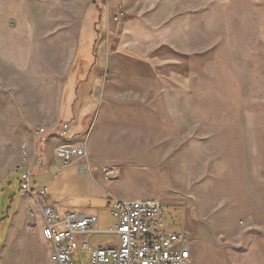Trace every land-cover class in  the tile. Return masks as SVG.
<instances>
[{
  "label": "rangeland",
  "instance_id": "rangeland-1",
  "mask_svg": "<svg viewBox=\"0 0 264 264\" xmlns=\"http://www.w3.org/2000/svg\"><path fill=\"white\" fill-rule=\"evenodd\" d=\"M101 5L125 49L108 51L99 27L90 46L98 52L90 50L73 69L76 79L90 65L91 78L103 81L88 130L76 138L87 145L79 168L89 170L78 173L75 162L59 170L34 135L45 124L24 120L25 109L37 115L30 106L37 103L33 88L53 82L39 63L47 43L33 40L21 67L0 70V264H49L47 243L36 233L43 220L39 201L60 218L66 212L94 215L96 228L106 230L113 221L109 200L144 198L161 202L168 230L187 232L190 264H264V0ZM7 19L13 27L15 18ZM137 50L162 56L159 66L168 76L132 78ZM115 59L125 77L110 76ZM23 145L37 154L32 179L47 187L31 203L21 202L19 191ZM22 222L19 240L10 243L8 232L16 224L22 229ZM114 241L99 233L88 242ZM75 251L76 262L87 256Z\"/></svg>",
  "mask_w": 264,
  "mask_h": 264
},
{
  "label": "crops",
  "instance_id": "crops-1",
  "mask_svg": "<svg viewBox=\"0 0 264 264\" xmlns=\"http://www.w3.org/2000/svg\"><path fill=\"white\" fill-rule=\"evenodd\" d=\"M45 1L0 0V70L6 73L9 65L21 67L25 59L29 58L30 43L33 40L40 38L41 41L47 43L39 57V63L43 68L46 67L48 75L51 74L53 77V82L33 88L37 91L35 94L37 103L30 106L32 109L36 107L37 115L28 114L32 110L25 109L24 120L45 124L48 133L47 140L40 148L45 156L53 157L54 161L53 154L57 146L83 143L82 140H76V138L80 136L79 132L88 130L86 124L95 114L102 96L103 81L101 78H91L94 73L90 65L80 71L76 79L73 77V69L77 61L90 58L89 53L92 49L94 53L98 52L90 46L94 45L92 40L99 34V27L102 29L104 39H102V44L106 43L108 51L110 49L119 51L125 48L121 42L117 43L114 39L116 37L115 24L107 17L106 10L101 9L102 0H51L48 2L50 7H40V4L45 5ZM115 2L111 8H117ZM35 3L38 7H35ZM9 16H13L16 20L13 27L8 24ZM103 48L104 46L100 48L101 53L99 52L102 56ZM81 51L84 55H81ZM133 57L131 65H134L132 67L134 74L130 75L132 78L158 80L160 75L168 76V71L163 69L165 66H159L158 59L162 56L158 53L145 55L137 50ZM120 60H114L115 71H112L110 76H126L119 71ZM98 74L100 75V72ZM62 76H66L65 82H62ZM62 123H70L71 139L60 134V129L57 127ZM75 163L78 173H84L85 171L79 168L80 163L78 161ZM50 167L52 166L49 165L48 168ZM22 197L21 202L31 203L35 200L33 192L26 193ZM31 215V210H27L29 219ZM21 216L22 212L14 219L19 220ZM44 224L43 218L36 233L41 240L46 242L42 236ZM16 225L8 232L7 240L10 243L17 242L25 229L23 222L22 229Z\"/></svg>",
  "mask_w": 264,
  "mask_h": 264
},
{
  "label": "built area",
  "instance_id": "built-area-1",
  "mask_svg": "<svg viewBox=\"0 0 264 264\" xmlns=\"http://www.w3.org/2000/svg\"><path fill=\"white\" fill-rule=\"evenodd\" d=\"M118 15V11L115 12ZM60 134L70 132V125L62 123ZM47 130L37 126L34 135L39 142L47 140ZM54 164L59 170L87 156L86 146L61 144L54 150ZM21 195L33 192L41 198L47 187L32 179V170L38 162L37 154L23 145L20 155ZM89 170L90 166L82 165ZM111 174V170L103 169ZM113 221L106 230L96 228L98 218L82 212H66L61 218L53 206L43 205L45 224L42 236L49 246V264H190L191 252L186 231L168 230L163 222V206L154 198L109 200ZM109 233L115 241L104 245L89 244L90 235ZM76 249L87 253L85 259L76 262L72 258Z\"/></svg>",
  "mask_w": 264,
  "mask_h": 264
},
{
  "label": "bare ground",
  "instance_id": "bare-ground-1",
  "mask_svg": "<svg viewBox=\"0 0 264 264\" xmlns=\"http://www.w3.org/2000/svg\"><path fill=\"white\" fill-rule=\"evenodd\" d=\"M125 143V142H124Z\"/></svg>",
  "mask_w": 264,
  "mask_h": 264
}]
</instances>
